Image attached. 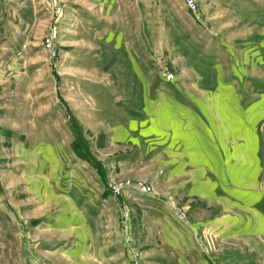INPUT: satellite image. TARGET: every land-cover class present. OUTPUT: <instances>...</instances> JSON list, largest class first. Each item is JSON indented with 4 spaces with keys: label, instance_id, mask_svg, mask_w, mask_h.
Masks as SVG:
<instances>
[{
    "label": "rangeland",
    "instance_id": "1",
    "mask_svg": "<svg viewBox=\"0 0 264 264\" xmlns=\"http://www.w3.org/2000/svg\"><path fill=\"white\" fill-rule=\"evenodd\" d=\"M194 1L0 0V264H264V0Z\"/></svg>",
    "mask_w": 264,
    "mask_h": 264
},
{
    "label": "built area",
    "instance_id": "2",
    "mask_svg": "<svg viewBox=\"0 0 264 264\" xmlns=\"http://www.w3.org/2000/svg\"><path fill=\"white\" fill-rule=\"evenodd\" d=\"M186 4V6L188 7V9L192 12L195 11L196 9V3L194 0H183ZM142 189L145 191V192H149L150 191V187L149 186H142ZM172 206H176L175 203L172 204Z\"/></svg>",
    "mask_w": 264,
    "mask_h": 264
}]
</instances>
